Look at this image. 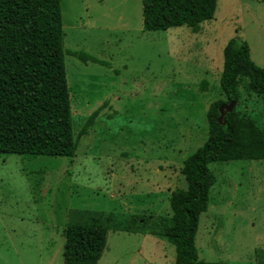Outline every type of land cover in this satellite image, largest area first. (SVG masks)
I'll return each instance as SVG.
<instances>
[{
  "label": "rangeland",
  "instance_id": "1",
  "mask_svg": "<svg viewBox=\"0 0 264 264\" xmlns=\"http://www.w3.org/2000/svg\"><path fill=\"white\" fill-rule=\"evenodd\" d=\"M60 1L75 139L102 109L73 157L0 153V264H63L64 229L81 215H111L114 226L133 215L136 223L170 217V193L186 188L183 161L207 139L208 106L224 99L227 41H245L264 68L262 0H217L198 32L186 25L144 31L142 0ZM245 89L234 108L264 127V99ZM209 168L216 183L199 217L198 257L256 264L264 249V160ZM175 257L162 237L109 229L97 264H174Z\"/></svg>",
  "mask_w": 264,
  "mask_h": 264
},
{
  "label": "trees",
  "instance_id": "2",
  "mask_svg": "<svg viewBox=\"0 0 264 264\" xmlns=\"http://www.w3.org/2000/svg\"><path fill=\"white\" fill-rule=\"evenodd\" d=\"M216 5L217 0H142L143 30L186 25L198 32L201 22L213 19ZM63 37L60 0H0V153L73 157L77 139L94 124L102 106L86 118L74 138ZM72 54L83 61L89 58L81 52ZM240 86L264 99V68L252 60L248 44L234 37L223 48L224 99L208 106L207 139L183 161L186 188L170 193L171 216L151 223L142 216L136 223L133 215L125 225L114 226L111 215H81L64 229L63 264H97L109 229L140 230L164 238L175 247L174 264H227L200 260L195 236L216 183L209 164L264 160V127L252 116L235 107L225 114L223 124L218 122L220 105L239 101ZM255 255L256 264H264V249Z\"/></svg>",
  "mask_w": 264,
  "mask_h": 264
},
{
  "label": "water",
  "instance_id": "3",
  "mask_svg": "<svg viewBox=\"0 0 264 264\" xmlns=\"http://www.w3.org/2000/svg\"><path fill=\"white\" fill-rule=\"evenodd\" d=\"M235 104H236V101H231L229 103H224L220 105L219 107L220 115L218 117L219 123L223 124V121H222L223 117L225 116L227 112H231L234 109Z\"/></svg>",
  "mask_w": 264,
  "mask_h": 264
}]
</instances>
